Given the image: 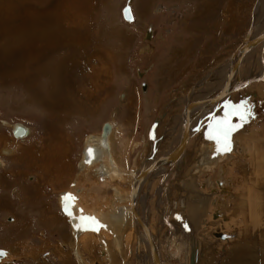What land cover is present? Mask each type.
I'll use <instances>...</instances> for the list:
<instances>
[{"label":"rangeland","instance_id":"1","mask_svg":"<svg viewBox=\"0 0 264 264\" xmlns=\"http://www.w3.org/2000/svg\"><path fill=\"white\" fill-rule=\"evenodd\" d=\"M46 1H50V3L46 4ZM63 1L67 16L69 12L74 15L81 13L87 5V12L91 15L92 25L88 23L90 27H87L88 25L82 26L81 18L77 17L76 21H74V24L76 23L75 29H72L70 19L68 17V20H66L65 14H63L60 26H63L64 20H66L63 30L66 31L65 36L69 39L74 37V40H78L79 43L82 42V38L90 39L89 43L92 46H89L90 44L88 45L87 42L89 47L85 48L86 52L88 51L93 56L92 59L90 58V64H88V58H83L82 54L84 53L80 51L81 49H75L73 53H70L66 49L67 46H62L61 51L52 53V50L42 44L39 31L31 39L30 36L32 34L30 32L33 26H30L29 23H26L21 28L19 44L23 46L22 52L14 53L15 49H12L11 44L0 46V131L6 134L10 133L12 137L10 142H6L5 138L0 140V162L3 163V165H0V176L4 178L7 186L9 185L10 187V184H16V182L20 181V177L9 174L13 169L14 173L23 177L24 182L21 183L28 185V191H33L34 189L42 191L39 192L41 193L40 198H43L50 205L52 213L54 212L55 215L59 216L57 229L53 230L45 226L36 225L38 219L42 216L41 210L39 212L35 209L25 210L27 214L30 213L29 220H27L30 232L24 234V237L23 235L17 237L14 234L18 233L20 229L15 228L17 224L16 217L12 213H1L0 250H4L5 254L4 257L0 258V264H75L72 259L73 254L71 255L69 248L71 236L68 222L64 219L65 216L59 205V198L61 197L59 193L75 192L82 186L78 185L79 183L75 184V179L79 175L81 158H83L82 154L86 144L85 140L87 138L89 140L91 135L95 133L98 134L103 129V125L110 122L111 114L117 111L118 115L115 116V120L118 125L124 126V139L129 141L126 150L128 153V170L132 169L134 165L136 166L135 169L143 163L147 165L148 160L146 162L143 161L145 154H147L146 157L153 155L152 159L154 156L168 151V146L172 143L169 138L167 140L164 139L166 143L164 141L162 143L155 142L158 140V135H161L168 125L171 126L172 130L177 128L181 107H183L188 98L186 94L191 91L189 90L191 82L195 81L193 84L200 83L201 80L202 83L204 73L206 72L205 75H207L212 67L217 68L222 65L239 48L238 46L243 37L251 29H253L251 36L256 33L258 35L264 29L261 26L264 25V22L257 18L260 4H264L262 3L264 0ZM2 4L7 6L6 11L1 9ZM45 4L50 6V12L47 11ZM52 4L53 0H0V15L5 13L6 15H21L32 9H39L42 10L40 14L42 18L47 19L45 24L54 23L52 19L54 18L57 28H60L59 22L55 18ZM90 4L93 7L91 12H89ZM127 5L131 8L132 22H125L122 17V10ZM68 6L70 7L69 12ZM48 13L52 18L47 17ZM47 29L50 30V28ZM148 29L153 32L151 39L146 38ZM46 32L44 31L43 34ZM86 33L88 34L87 36H85ZM1 34H4L3 25L0 27ZM45 37L47 38L46 35ZM48 42L50 43L49 40ZM260 46L261 44L253 52L251 58L249 57L243 62V67H241V83L249 84L240 90H236L224 101L218 103L214 109H211L213 111H211V114L209 113L202 119L200 118L195 124V130H193L191 136L192 141L190 140L187 146L188 154H186L184 160L186 159L185 162L190 163L195 157L194 154L200 148L203 149L204 145L209 141L210 135L217 125L216 122L222 116L230 118L229 120L227 119L229 132L232 128L231 122L235 126L233 127V132H231V138L234 140L232 145L234 146L229 148L222 138V143L224 144L222 148L225 150L230 149L235 159L231 161L226 158L214 168L215 170H208L198 175L193 171L190 175V177H194L197 192L201 197H206L209 201H213L212 203L216 200L225 202V217L227 218L214 219L211 213L215 211V207H213L212 203H207L205 209L202 210L201 220L203 224L199 226L200 229L196 228L195 225L187 226L184 223L188 219V215L185 213V221H178L184 226L182 229L186 230L184 233L182 232V235L188 241L192 236L194 248H197L198 252L201 251L204 258L200 264H264V250L263 254H261L257 244L262 242L264 245V237L259 241L256 238L257 234L260 235L261 231H264V215L259 220L261 231L257 230V228H252L253 230L248 237H243L241 231L245 225L241 221L238 210V204L245 202L251 196L252 201H255L254 196L260 195L253 192L259 190L263 191V199L260 201V206H264V170L262 172L258 171V167L264 168V72H261L263 67L259 63ZM58 47H56V50ZM64 51L71 54L70 58H73L70 61L71 65H75L79 60V63L88 65L83 66L84 71H82V74L77 70V72H72L74 76L70 79L68 78L70 90L73 94L68 96L69 98L67 97L68 102H70L67 106H64L66 110L61 108V111L57 109L55 101L53 102L54 104H49L45 100L55 98L59 92L58 87H62L60 82L55 81L58 79L51 74L50 69L53 65L59 67L60 63L64 61L63 56H66ZM98 52L102 53L101 64L105 77L103 84H97L95 79L76 82L79 77L89 76L93 68L100 66L96 55ZM22 55L24 59L33 61V69L42 71L38 76V82L32 86L38 94L40 93L39 96L37 95L38 97H32L30 91L26 89L27 82L17 78L15 74L17 72L11 73L13 64L17 70L23 66L21 62ZM8 56L10 62L7 63H11L10 68L6 64ZM52 58L54 59L51 61ZM59 58L61 59L60 62H58ZM84 59L85 61H83ZM257 77H260L259 81H255ZM220 80L215 83L212 80L210 84H207L208 86L196 89L197 91L191 98L206 97L208 92L212 89L214 90L222 83ZM142 83L146 85V90L143 92ZM122 93L128 95H126L127 97H125L124 101L120 100ZM37 99L41 103H38ZM68 106L69 109H67ZM171 107H175L174 110ZM229 107L235 111L228 113L230 115H224V112H227L226 110ZM1 122H6L9 125L21 123L31 129V134L24 142H14L17 139L13 138L11 129L8 126H3ZM46 128L50 130L47 129L49 133ZM172 132L176 133V130ZM130 133L132 136L128 138L127 135ZM246 135L251 137L248 141L250 146H248V150L245 149L246 143L243 141L245 139L243 137ZM62 136H64L65 140L61 138ZM60 139L66 141L67 146L60 143ZM135 142L139 143L137 147L135 146L136 148L134 147ZM57 143L61 145L60 149L66 146V155L68 151L69 156L67 161L69 160L70 170L72 167V174L74 173L69 176L67 169V172L60 175V179L52 171L49 172L48 165L46 170L48 172L41 168V170L36 169L38 162L39 165H45L44 162V164L42 163L43 160L49 158L54 160L52 151L55 149L51 148ZM152 143H155L157 151L156 149L150 151ZM4 145L10 146L13 150L12 154H9L11 151L7 154L1 152ZM44 146L46 149L43 148ZM33 148L39 149V156H33L34 153L32 151H36ZM216 152L213 151V153ZM19 154H22L23 157L20 158ZM17 155L18 161H16L19 165L16 168H12L11 165L7 166V161L15 159ZM66 155L64 157L65 160ZM32 159H34V162ZM30 165L34 167L30 169ZM180 165L187 166L184 162ZM54 166L56 167L55 161ZM5 167L6 169L3 170ZM177 167L173 169L176 177L171 180L173 189L169 192L172 208H175L173 204L189 197V194H191L185 188L177 185L178 180L181 182L189 177V174H186L188 171H186L178 179L179 170ZM220 167H224V179L232 187V195L228 198L222 192L221 195L217 196L209 194V188L204 186L207 179L209 181L215 180ZM38 175L41 176V179L46 176L49 180L45 179L47 183H43L42 180H39ZM85 181L81 180L80 183L85 182L84 185L90 188L91 177L88 176ZM156 181H153L155 184L152 189L157 188H155ZM71 182H73V187ZM253 184L254 188L251 186ZM29 187H31L30 190ZM146 191V195L152 192L149 189ZM109 192L111 193V191ZM109 192H106L108 197L111 195ZM0 193H5L4 188L0 189ZM157 195H153V198L146 202V206L149 208L148 220L154 230L157 229L156 223H158L155 218L158 215L155 207L158 204ZM207 196H210V198ZM35 199L33 196L31 200ZM167 205L169 206V202ZM172 208L173 213H176ZM181 210L178 207L175 208V211L180 212ZM262 214L264 213L262 212ZM178 216L182 220L181 216ZM9 217H11V220L8 221ZM50 218L45 221H51ZM212 223L214 225H211ZM132 228L134 227H131L124 237L123 249L125 258L123 259L126 264H137V256L135 257L134 251L137 243ZM215 229L220 230V232ZM218 233L226 238L215 237L214 234ZM11 234L14 237H11ZM131 235L135 237L133 244ZM95 240H90L92 244L95 243V250L93 249L94 252L93 250L91 251L92 255L91 252L87 254L89 251L86 253L83 250L84 247L80 245V250L82 249L86 263L107 264V260L101 254V246L98 244V240H96L97 242ZM208 242L211 246L206 244ZM234 242L243 246L246 245V248L250 247L251 251L243 255L244 259L242 257L239 258V256L246 251V248L235 246ZM10 245H13V250L9 248ZM53 246L55 250L52 249ZM206 248L212 251L208 252L205 250ZM119 260L118 264H124L121 259ZM114 261L116 262V260Z\"/></svg>","mask_w":264,"mask_h":264},{"label":"bare ground","instance_id":"2","mask_svg":"<svg viewBox=\"0 0 264 264\" xmlns=\"http://www.w3.org/2000/svg\"><path fill=\"white\" fill-rule=\"evenodd\" d=\"M1 9H5L6 11L7 6L5 4H2ZM130 11H131V8H130ZM41 13H42V10L32 9L31 11L24 12L21 15H8V14L6 15V13L3 15H0V27L1 25H3V31H4V34L0 35L1 37L0 46L2 47V46L11 44L12 49L13 48L15 49L13 51L14 53L22 52L23 46L19 44L21 40V28L26 23H29L30 26L35 27V28L32 27L31 29L30 33L32 35L30 36V38L33 39L39 31L41 34L42 44L46 46L47 48H49L50 50H52V53L56 51H61L62 46H67L66 49L70 53H73L75 49L76 50L81 49L80 51L84 53L82 54L83 58H88V61H91L93 56L89 54L88 51L87 53L85 49L90 44L89 43L90 39L87 40L81 37L82 42L79 43L78 40L77 41L74 40V37L71 39L67 38L65 36L66 31L63 30L64 29L63 26H60V28H57V25L55 22L51 24H45V21H47V19L42 18V16L40 15ZM87 14L88 12H87V5H86V7H84L82 12L78 13V15H80L78 17L81 18V21H82V26L88 25V23L92 25L91 21H89L88 19L91 17H86ZM257 18L261 20V22H264V4H260ZM12 19H15V20H12ZM85 21H88L86 22L87 24L85 23ZM125 22L127 21L125 20ZM255 25H256V22H255ZM261 26L264 28V25H261ZM87 27H90V26L88 25ZM47 28H50V30H48ZM149 30L151 31L150 34L152 35L153 33L152 30L151 29ZM262 30L263 31L259 32L260 34L258 33V35H256L257 34L256 33L255 34L256 36L255 35L251 36V33L253 31V29H251L247 33V35L243 37L240 45L238 46L239 48H237L235 52H233V54H231L228 57V59L225 62H223L222 65L218 66L217 68L212 67L210 69L211 71L209 70L207 75H205L206 72L205 73L203 72L204 75H203L202 83H201V80H200V83L193 84V82L195 81L191 82L192 83L190 84L191 87H189V90L191 91L188 94H186L188 98L186 97L187 99L186 101L184 100L185 103L183 107H181L178 125H176L177 128L176 129L174 128L172 130L171 126L167 124L168 125L167 129L161 135L160 134L158 135L157 137L158 140L155 142V143H158V142L162 143L164 141V143H166V140L169 138V140H171L172 143L168 146V151L165 152L164 154L154 156L152 159L151 157L153 155H149L150 157L149 156L146 157L147 154H145L143 156L144 158L143 161L146 162L148 160L147 165L143 163L139 167H137V169H135L136 168L135 165L130 170L126 168L127 156H128V153L126 150L128 148L127 143H129V141L126 142L121 137L119 126L115 120V116H117L118 114L117 111H114L111 114L110 122L108 123V125L107 123L103 125V129H102L103 132H102L101 139L99 138V134H100L99 132L98 134L92 135V137L89 138V140H87L88 138L85 140L86 142L85 147H86L87 152H88V149H92V153L91 155L87 153V156H86L85 155L86 153L83 152V156L88 162H85V161L83 162V159L81 158V164H80V170H79L80 177L84 179L90 172H93L94 174L92 176L97 178V180H95L97 183L96 185H98L99 188L103 191L105 190H108V192L111 191V193L109 192L111 195H109V197L107 198H98L93 201H89V200H92L93 196L88 199L87 196L82 195L80 191L78 190L77 191L75 190V192L69 191L66 193H62V192L60 193L62 194L61 199H60L61 207L63 210L62 213H64L63 215L65 216L63 217L68 222L69 232L71 236L69 248L71 251V255L73 254L72 259L74 260L75 264H88L86 263V260L83 254L81 253L82 249L80 250V245L84 247L83 250H86V253L87 251H89L87 253L89 254L94 248L95 243L92 244L90 242V240H93V239L98 240V244H100L101 246V254L103 255L104 259L107 260V264H118V262L120 261L119 259H121L123 263L124 262L123 258H125V251L123 249L124 237L127 235L128 230L131 227H134L132 228L133 229L132 231L134 232L133 234H135L136 236L137 244H136V250L134 251H135V257L137 256V264H200L202 262V259L204 257L202 256L201 251L198 252V249L194 248V242H193V239L191 238L192 236L190 237V240L188 241L187 238L184 235H182V232L184 233V231L186 230L182 229L184 226L180 222L185 221L184 219V217L186 218V216H184V213H185L188 215V219L184 223L187 226L195 225L196 228L200 229L199 226L203 224L202 223L203 221L201 220L202 214H203L202 210L205 209L207 203L211 204L213 202V201H209L208 199H206V197H201L198 194L196 183L194 182V180H192V178L194 177H190L193 171L196 172V174L198 175V171L202 170L201 168L203 166L200 164L201 162L203 163L202 159H204V157L206 156L205 161H207L208 163V164L206 162H205L206 164L203 163L206 165L205 167H203V169L205 170V171L203 170L204 172L208 170L211 171L226 158H228L231 161L235 159L233 158L234 156H233L232 151H230V149L225 150L224 148H222L224 146V144L222 143V138L225 144L229 146V148L230 146L231 147L234 146L232 145L233 144L232 141L234 142V140L229 136L230 132L227 129L228 126L227 128L226 126L223 127L224 125L228 123L227 121L230 118L222 116L219 119V121L216 122L217 125L213 129L212 134L210 135L209 141L207 140L208 142L206 143V145H204V148L202 150H198L194 154L195 157L192 159L190 163H186L185 162L186 159L184 160V158L186 157V154H188L187 145L191 140L193 130H195V124H197L200 118L202 119L209 113L211 114V111H212L211 109H214L218 103L224 101L231 94L236 92V90H240L241 88H244L246 85L249 84V83H246V84L241 83V78H242L241 77V67H243L242 64L244 61H246L249 57L251 58L253 52L257 50V47L259 44H261L259 63L263 67L261 72H264V29ZM44 31H47L46 32L47 34L46 33L43 34ZM45 35L47 36L48 39L45 37ZM87 35L88 34L86 33L85 36ZM48 40L50 41V43L48 42ZM87 42H88V45H87ZM81 45L82 47H80ZM57 46L59 47L56 50ZM89 46H92V44H90ZM101 54H102L101 52L96 53L97 58H98V63L100 64L102 62ZM70 55L71 54L66 53V56H63L64 61L62 60L63 62L60 63L59 67L58 66L55 67L53 65V67L50 69L51 74H53L58 79L55 81L60 82L62 87H58L59 92L55 98L50 99V100H45V102L48 101L47 103L50 104L55 101L57 105V109H60V110L61 108L63 109L64 106H67L69 104L70 101L68 102L67 97L73 94L72 91L70 90V86H69L70 83L68 82V78L70 79L72 76H74V73H72L74 71L76 72L77 70L78 72L84 71L83 66H85V64L79 63L80 60L75 65H71L70 61L73 58L72 57L70 58ZM54 58H52L51 61ZM60 61L61 59L58 60V62ZM83 61H85V59ZM7 62H10L9 56L6 58V64L10 68L11 63L8 64ZM21 62L23 66L18 70L15 68L14 64L12 65L11 73L17 72L15 73L16 77L20 78L22 81L24 80V82H27L26 89L30 91V94L32 95V97L37 96V95L39 96L40 93L38 94L36 92V89L32 88V86L33 84L38 82V76L42 73V71L33 69L34 67L33 61L30 59H24L23 55L21 58ZM103 72L104 70L100 72L99 70L95 68L93 69L92 79L93 80L95 79L96 80L95 82H97V84H103L102 83V78L104 77ZM11 73H10V76H11ZM200 77H201V74H200ZM259 78L260 77L255 78V81H259L258 80ZM88 79H89L88 77H83L79 79L78 82H85ZM98 79H100L101 81H98ZM219 80L222 83H220L218 87L215 88L214 90L212 89L210 92L208 93L206 92L207 93L206 97H202L199 99L191 98V96H193L195 91H197L196 89L203 88L204 86L205 87L208 86L207 84H210L211 81L215 83V82H219ZM126 95H127L126 93L125 94L122 93L120 95L121 96L120 100L124 101L125 97L128 96ZM41 98L43 97L41 96ZM38 101H39L38 103H41L40 100ZM175 104L177 105V103ZM171 108L174 110L175 107H171ZM64 109L66 110V108ZM67 109H69V106L67 107ZM1 123L3 126H8L11 129L14 138L17 139L18 142L20 141L24 142L31 134V129L21 123H15L11 125L7 124L6 122H1ZM17 125L25 127L27 129V133L23 136L14 134V129ZM174 130H176V133L172 132ZM150 136H151V130H150ZM213 136L215 137V139H213ZM246 136L243 137L245 138L243 141L244 143H246L245 149L248 150L247 149L249 146L248 141L251 139V137L249 136L246 137ZM100 140H101V143H100ZM155 143L151 144L150 151L156 149L154 145ZM138 145L139 143L137 142L134 143V147L135 146L137 147ZM219 148L224 149V152L226 153L228 152V153L222 154L223 152L221 153L220 151H223V150H220ZM11 150H12L11 148H7L6 146H4L2 149V151L6 153H8ZM218 150L220 152L219 154L220 156H218L217 154H215L216 157H214L211 154H210L211 156H208L209 153H212L213 151L216 152ZM59 151H60V175H61L67 171L68 167L66 165V161L64 158L66 155L65 147ZM211 158L213 159V161H210L212 160ZM183 162L187 166H181L180 164ZM0 165H3V163L0 162ZM33 167L30 165V169H32ZM40 167L44 171L47 170L46 163L45 165H39V169ZM176 167L179 170L178 179L180 178L182 174L188 171L186 174H189V177H187L186 179H183L181 182L178 179H177L178 181L177 180L176 181H177V185H179L182 188L187 189L191 193L189 194L190 195L189 197L179 200L178 202L173 204V207L175 208L178 207L182 209L180 212L175 211V208L171 207L172 206L171 200H170L171 198L169 194V192L172 191L173 189V187L171 186V179L174 180L176 177L173 173V169ZM263 170H264L263 167L261 166L258 167L259 172H262ZM224 172H225L224 167H220L217 172L218 177L220 178L216 179L214 184H212L213 181L208 183V179L206 180L204 186L209 188V192H208L209 194H214V196L215 195L217 196V195H221V192H222L227 198L232 195V187L224 179V175H223ZM155 180H157L156 185H155V188L156 187L157 188L152 189L153 185L155 184L153 183V181ZM251 186H253L254 188V184ZM147 188L149 189V191L151 190L152 192H149L146 195V192H147L146 190H148ZM262 192H263L262 190L253 192L255 194L260 195V196H254L255 201H252L251 199L252 196H251L245 202L238 204L239 215L241 217V221L243 225H245L243 230L241 231V235L243 237H248V235L253 230L252 228H257V230L259 229L261 231L260 226H259V220L262 217V215H264L262 214V212L264 213V206L263 207L260 206V201L263 199ZM155 194H158L157 195L158 204L157 206L155 205L156 213L158 214L157 217L155 216L156 222H158L156 223V226H157L156 230H154V227H152L149 223V220H148L149 219V208L146 206V202L152 199L153 195L155 196ZM207 197L210 198V196H207ZM168 202H169L170 209L165 208L164 214L167 217H169V220L165 218V220L163 221V218H162L163 205L166 206ZM212 205L213 207H215L214 208L215 211L211 213L214 219L227 218L225 217V213H226L225 207L226 206L223 200H216L214 201V203H212ZM171 208L174 209V212L176 213H173ZM178 215L181 216L182 221L179 219ZM89 218H94V219H89ZM9 220H11V218H9ZM211 225H214V224L212 223ZM215 230L217 232H220V230L218 229H215ZM105 234L106 236L104 237ZM214 236L219 237L221 239L226 238L223 235H219V233L214 234ZM263 237H264V231H261L260 235L258 234L256 235L257 241L261 240ZM131 239H132V244H133L135 237L131 235ZM260 243H257L259 245L258 248H260L259 250L261 251V254H263L264 245L262 242ZM206 244L211 246L209 242ZM234 245L239 246L240 248L247 247L246 245L243 246L236 242H234ZM205 250H207L208 252L212 251L211 249L209 251L207 248ZM248 251H251L250 247L246 248V251H244L239 256V258L242 257V259H244L243 255L246 254ZM256 251L255 253L258 252ZM92 254L93 253L91 252V255ZM192 254H194L193 260L190 259ZM2 257H4V255L1 256L0 258ZM114 260H116V262ZM124 264H126V262H124Z\"/></svg>","mask_w":264,"mask_h":264},{"label":"crops","instance_id":"3","mask_svg":"<svg viewBox=\"0 0 264 264\" xmlns=\"http://www.w3.org/2000/svg\"><path fill=\"white\" fill-rule=\"evenodd\" d=\"M62 1L63 0H53V6H54V15H55V18H56V20H58V22H59V26H60V24H61V19L63 18V14H65L66 15V13H65V6H64V1H63V3H62ZM48 3H50V1H46V4H48ZM45 4V5H46ZM92 6V4H90V7H89V12H91L92 11V9H93V7H91ZM46 8H47V11L48 12H50V10H49V8H50V6H48V5H46ZM68 12H69V10H70V7L68 6ZM78 16H80V15H74L73 13H68V16L66 15V17H67V19L66 20H68V17H69V19H70V22H71V28H73V29H75V24H74V21H76V18L78 17ZM47 17H49V18H52V17H50L49 16V13H48V15H47ZM74 17V18H73ZM86 17H91V16H89V14H87V16ZM53 20H54V22H55V19L54 18H52ZM89 19V21H91L90 20V18H88ZM66 20H64V25H66L65 24V21ZM56 23V22H55ZM63 25V26H64ZM91 63V61H88V64H90ZM88 64H85V65H88ZM94 69V68H93ZM93 69H92V71H93ZM95 69H97V70H99L100 72L102 71V70H104L103 68H102V64H100V66L99 67H96ZM1 70V69H0ZM81 74H82V72H80ZM79 73V74H80ZM89 79H92V72L90 73V75L89 76H87ZM83 78V77H82ZM79 79H81V77H79ZM104 79H105V77H103L102 78V83H103V81H104ZM93 80V79H92ZM98 81H101L100 79H98ZM76 82H78V80L76 81ZM226 107H228V106H226ZM91 109V108H90ZM227 112H224V115H230V114H228V113H233V111H235L233 108H231V107H229V109L228 110H226ZM229 111V112H228ZM118 115V114H117ZM107 125H108V123H107ZM231 125H232V128H231V131H230V133H229V136L231 137V132H233V126H234V124H233V122H231ZM119 126V130H120V133H121V137H122V139L124 140V141H128L127 139H124L125 138V136H124V126L123 127H121L120 125H118ZM226 126V128H227V126H228V124L227 125H225ZM225 126H223V127H225ZM229 127V126H228ZM47 129L48 128H46V131H47ZM228 129V128H227ZM49 130V129H48ZM225 130V129H224ZM11 131V130H10ZM50 131V130H49ZM49 131H47L48 133H49ZM102 132H103V130L101 129L100 130V134H99V138L101 139L102 138ZM0 140H2V139H6V142H10L11 140H12V137H11V134L9 133H3L2 131H0ZM95 134H97V133H95ZM220 135V134H219ZM12 136H13V134H12ZM128 136V138L129 137H131L132 136V134L130 133V134H128L127 135ZM91 137H92V135H91ZM13 138H14V136H13ZM62 139H64V136H62L61 137ZM213 139H215V137L213 136ZM14 140V139H13ZM65 140V139H64ZM216 140H217V138H216ZM14 142H17V140H14ZM60 143H63L64 145H66L67 146V144H66V141H62L61 139H60ZM100 143H101V140H100ZM47 145V144H46ZM45 145V146H46ZM4 146H6L7 148H10V146H7V145H4ZM3 146V147H4ZM45 146L43 147V148H45ZM48 146V145H47ZM66 146H65V148H66ZM188 146V145H187ZM3 147H2V149H3ZM1 148V147H0ZM61 148V145H59V143H57L54 147H52L51 149H55L54 151H52V156L54 157V160L53 159H46V160H43L42 162H45L47 165H48V168H49V172L50 171H52L53 173H55L56 174V176L60 179V157H59V155H60V151L59 150H61L60 149ZM33 149H36V151H33V153H34V155L33 156H35V157H37V156H39L40 155V151H39V149L38 148H33ZM46 149V148H45ZM44 149V150H45ZM220 149V148H219ZM27 150H29V149H27ZM68 150H69V148H68ZM199 150H202V148H200ZM220 150H223V151H220L222 154H227L226 152H224V149H220ZM1 152H3L2 150H1ZM12 152H13V150H11V153H9V154H12ZM84 152L86 153L85 155L87 156V150H86V147L84 146ZM220 152H219V150L217 151V153H209V155L208 156H211V155H213L214 157H216L215 156V154H218V156H220L219 154H220ZM4 154H7L6 152H3ZM211 154V155H210ZM19 156H20V158H22L23 157V155L22 154H19ZM68 151H67V155H66V165H67V167H69L68 168V174H69V176L72 174V167H71V170H70V165H69V160L67 161V159H68ZM82 159H83V162L85 161L86 162V159L84 158V156H83V154H82ZM213 157V158H214ZM205 159H206V156L204 157V159H202V161H203V163H207V161H205ZM212 159V158H211ZM215 159V158H214ZM18 155L16 156V158L15 159H12V160H8L7 161V166L8 165H11L12 166V168L13 167H15L16 168V166H18L19 164H18ZM22 160V159H21ZM208 160H210V159H208ZM32 161H34V159H32ZM54 161L56 162V167L54 166ZM210 161H213V159L212 160H210ZM194 163H195V161H194ZM203 163H200L203 167H205L206 165V163L205 164H203ZM35 164V163H34ZM208 164V163H207ZM59 165V166H58ZM200 165V166H201ZM6 166V167H7ZM6 167L3 169V170H5L6 169ZM203 167L201 168L202 170L198 173V174H200V173H203L204 171V169H203ZM39 169V162L37 163V166H36V169ZM41 168V167H40ZM126 168L128 169L129 168V166H128V159H127V165H126ZM8 169V168H7ZM42 169V168H41ZM40 170V169H39ZM213 170V169H212ZM211 170V171H212ZM21 172V171H20ZM46 172H48V171H46ZM67 172V171H66ZM9 174H11V175H13V176H18V177H20V181H18V182H16V184H10V187H9V185L7 186L6 185V183L4 182V178L2 177V176H0V187L3 189L4 188V191H5V193H0V214L1 213H4V214H6V213H12L15 217H16V219H17V224H16V227L15 228H18V229H20V231L18 232V233H16V234H14V235H16L17 237H20L21 235H23V237H24V234H27V233H29L30 232V229H29V226H28V224H29V222L27 221V220H29V215H30V213L29 214H27L26 213V211L25 210H31V209H35V210H38V212L41 210V214H42V216L38 219V221H37V223H36V225L37 226H39V225H41V226H45V227H47V228H50V229H53V230H55V229H57V224H58V221H59V216L58 215H55V213L53 212L52 213V210L50 209V205L48 204V203H46L45 202V200L43 199V198H40L41 197V193H39V192H42V191H40V189H39V191H38V189H34L33 191H28V185H25L24 183H21V182H24V179H23V177L22 176H19V174L17 175V173H14V171H13V169H12V171H10L9 172ZM64 174V173H63ZM74 174V173H73ZM72 174V175H73ZM94 173L93 172H90L84 179H82L81 177H80V173H79V175L77 176V180H76V182H75V184H78V185H82L80 188H79V190L78 191H80V193L82 194V195H84V196H87V198L89 199L90 197H92L93 196V198H92V200H89V201H93V200H95V199H98V198H107L108 196H106V192H108V190H105V191H103V190H101L100 188H99V186L98 185H96L97 183H96V181L95 180H97V178H95L94 176H92ZM21 175V174H20ZM62 175V174H61ZM88 176H90L91 177V184H89V186H90V188H87L85 185H84V183L86 182L85 181V179L86 178H88ZM170 176V175H169ZM22 177V178H21ZM11 178H12V176H11ZM38 178H39V180H42L43 181V183H47L46 182V180L45 179H48L46 176H43V178L41 179V176L40 175H38ZM220 177H218V174L216 175V177H215V180L213 181V183L212 184H214L215 183V181H216V179H219ZM13 179V178H12ZM11 179V180H12ZM22 179H23V181H22ZM78 179H80V180H78ZM49 180V179H48ZM81 180H83V181H85V182H83V183H80V181ZM172 180V179H171ZM192 180H195L194 178H192ZM50 182V181H49ZM211 181H209V179H208V183H210ZM73 182H71V185H72V187H73V184H72ZM27 184V183H26ZM172 184V183H171ZM35 186V185H34ZM34 186H32V187H34ZM85 186V187H84ZM9 187V188H8ZM94 187V188H93ZM0 188V189H1ZM31 189V187H29V190ZM187 190V189H186ZM188 191V190H187ZM69 192V191H68ZM190 192V191H189ZM61 193V192H60ZM59 193V194H60ZM62 193H66V192H62ZM71 193V192H70ZM69 193V194H70ZM62 195V194H61ZM64 195V194H63ZM34 196V199L36 200V202H35V200H31L32 199V197ZM60 199H61V197L59 198V205H60V207H61V203H60ZM168 204V203H167ZM40 205V206H39ZM35 206V207H34ZM34 207V208H33ZM165 208H169L170 209V206H168V205H163V211H162V218H163V221L165 220V218L167 219V220H169V217H167L165 214H164V209ZM61 210H62V207H61ZM63 211V210H62ZM64 214V213H63ZM2 215V214H1ZM51 217V218H50ZM9 218H11V217H9ZM9 218H8V221H9ZM48 218H50V220L51 221H45V220H48ZM25 221H27V222H25ZM182 221V220H181ZM53 223V224H52ZM60 231H61V229H60ZM12 235V234H11ZM11 237H14L13 235L11 236ZM11 237H9V238H11ZM13 245H10L9 246V248H11L12 250H13ZM51 249V248H50ZM53 250H55V247L53 246V248H52ZM94 249V248H93ZM95 250V249H94ZM86 251V250H85ZM81 253L83 254V252L81 251ZM83 256H84V254H83ZM103 256V255H102ZM193 258H194V254H192V256H191V260H193Z\"/></svg>","mask_w":264,"mask_h":264},{"label":"water","instance_id":"4","mask_svg":"<svg viewBox=\"0 0 264 264\" xmlns=\"http://www.w3.org/2000/svg\"><path fill=\"white\" fill-rule=\"evenodd\" d=\"M131 0H128V2H130ZM122 16H123V18H124V20H126L127 22H132L133 21V17H132V14H131V11H130V7H129V5H127V6H125L124 8H123V10H122ZM151 31L148 29V31H147V33H146V38L147 39H151ZM139 74V73H138ZM137 74V75H138ZM142 91L143 90H145L146 89V85H145V83H142ZM27 133V129L25 128V127H22V126H20V125H17L16 127H15V129H14V134H17V135H21V136H23V135H25ZM219 184V183H218ZM215 216H216V214H215ZM0 253H4L5 254V252H4V250H0ZM3 254V255H4ZM3 255H0V257L1 256H3Z\"/></svg>","mask_w":264,"mask_h":264},{"label":"snow or ice","instance_id":"5","mask_svg":"<svg viewBox=\"0 0 264 264\" xmlns=\"http://www.w3.org/2000/svg\"><path fill=\"white\" fill-rule=\"evenodd\" d=\"M88 153H89V155H91V153H92V149H88ZM86 162H88V161H86ZM89 219H94V218H89ZM4 253H0V255H3Z\"/></svg>","mask_w":264,"mask_h":264}]
</instances>
